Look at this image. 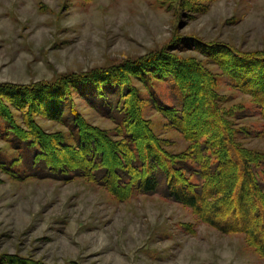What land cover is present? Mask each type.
Returning a JSON list of instances; mask_svg holds the SVG:
<instances>
[{"label":"rangeland","instance_id":"obj_1","mask_svg":"<svg viewBox=\"0 0 264 264\" xmlns=\"http://www.w3.org/2000/svg\"><path fill=\"white\" fill-rule=\"evenodd\" d=\"M176 4L177 0H0V91L10 90L18 99L31 101L39 94L38 98L51 106L64 92L70 97L73 89L69 82H87L71 75L87 74L102 86L103 80L115 85L125 79L142 98L140 102L133 94L128 97L132 108L144 107V117L164 150L185 153L189 143L154 109L146 87L129 77V72L153 66L164 71L177 66L175 61L179 60L193 72L199 61L216 81L217 94L223 100L220 109L231 114L224 112L226 124L233 115L242 117L231 118L232 130L239 129L238 142L257 158L256 173L264 186V163L259 157L264 155V120L259 109L252 97L230 87L220 67L210 63L195 42L203 40L208 44L204 48L229 55L228 45L247 56L264 50V0H184L180 13ZM176 41H184L182 47L169 50ZM250 62L258 80L264 82V63ZM64 76L71 80L48 86ZM166 76L155 80L154 94L167 106L178 107L173 81ZM74 100L78 113L107 132V137L115 130V125L85 100L76 94ZM196 102L200 104V100ZM35 104L41 109L37 101ZM198 107L195 114L200 119L206 114L204 105ZM36 122L49 133L68 130L43 115L37 116ZM191 122L195 130L208 126ZM219 123L215 118L212 121L213 126L219 127ZM2 131L0 128L1 151L17 160L18 153L10 149ZM68 137L66 142L74 145ZM98 143L111 162L116 161L107 139L101 137ZM91 147L89 153L95 149ZM71 155L54 153L53 159L60 163L67 159L74 168ZM216 157V152L210 154L211 161ZM64 164L61 175L67 172ZM230 171L225 177L232 190L218 212L222 220L243 213L238 189L246 175L239 160ZM254 205L253 217L260 215ZM256 219L255 233L264 241L263 221ZM1 260L10 264H264V257L246 235L222 233L202 222L190 208L161 195L126 191L124 196L115 197L85 177L18 180L2 170Z\"/></svg>","mask_w":264,"mask_h":264},{"label":"trees","instance_id":"obj_2","mask_svg":"<svg viewBox=\"0 0 264 264\" xmlns=\"http://www.w3.org/2000/svg\"><path fill=\"white\" fill-rule=\"evenodd\" d=\"M183 4L184 0H177L176 11L180 13ZM197 41H195L198 43L196 48L209 58L210 63L220 67L230 87L252 97L264 120V82L258 80L256 72L248 64L252 63L250 61L264 63V50L247 56L228 45L227 48L232 53L229 55L226 52L215 53L208 50L203 47L208 46L207 43L203 40ZM183 43L184 41H176L169 50L180 49ZM162 56L165 57L163 54ZM175 63L177 66L164 71L158 70L157 66L141 71L136 67L134 69L138 72L133 74L129 72V77L140 81L146 87L153 100L154 109L170 123L172 128L184 136L189 143L187 152L173 153L164 150L158 137L154 136L150 122L144 117V107L141 109L139 107L138 110L136 107L135 110L132 108L128 97L135 95L140 102L142 98L134 91L133 86L126 85L125 79L116 81L115 85L111 81L103 80L105 84L102 86L96 85L98 80L93 81L87 74L71 75L80 78L76 79L78 81L87 80V82L80 84L75 80L73 83L69 82L73 89L70 97L64 92L63 98H55L51 106L48 101L38 98L39 94H36L34 99L42 106L41 109L37 108L35 100L31 101L25 97L18 99L10 90L0 91V128L3 129L4 138L10 149L18 153L17 160H12L0 149V170L18 180H71L85 177L96 185L104 187L115 197L124 196L126 191L139 195L158 194L190 208L202 222L222 233H243L264 257V241L255 233L258 224L254 222L256 218L262 219L261 226L264 227V186L257 177V158L244 150L238 142L239 129L232 130L234 123L231 118L238 116H231L228 120L229 124H226L224 112L229 116L231 114L226 109H220L223 100L217 94L214 77L205 66L196 61L194 71L191 72L184 68L185 61L179 60ZM232 63L238 64L242 70ZM198 74L202 77H197ZM165 76L173 81L178 107L167 106L154 94L155 80H164ZM69 77H60L59 83H51L48 86L52 88L58 86L64 80H71V78L67 79ZM74 94L85 100L101 117L115 125V130L109 133L108 137L105 135L107 132L91 125L78 113L74 105ZM191 99L193 100L190 101ZM198 100L200 104L196 102ZM189 101L192 103L191 109H187ZM200 105H204L206 116L201 115L199 119V114L195 113L198 112ZM39 115L67 127L68 130L66 133L45 131L36 122ZM214 118L219 120V127L213 126ZM238 118L242 119L241 116ZM191 119L196 125L204 123L208 126L205 130H195L190 124ZM222 124L226 126L225 132H222L225 130ZM68 135L74 145L66 142ZM101 137L106 138L114 148L112 154L117 164L106 156L105 149H100L102 146L98 140ZM89 146H92L91 149L95 148L91 153L88 152ZM229 150L232 152L230 153ZM69 152L72 153L70 159L75 160L74 168H71L72 164L70 163V166L67 159L63 163L55 160V157L53 159L54 153L61 156ZM212 152L217 153L213 161L210 158ZM259 157L260 163H264V155ZM235 160L240 161L246 175L238 189L243 213L237 218L230 216L222 220L218 217V212L232 190L231 185L230 187L227 185L228 177H225V174L231 172ZM15 163L19 166H15ZM63 164L67 172L61 175ZM190 177L196 179L191 181ZM254 204L258 206L260 215L256 213L253 217L251 209L255 207ZM6 262L1 260L0 264Z\"/></svg>","mask_w":264,"mask_h":264}]
</instances>
